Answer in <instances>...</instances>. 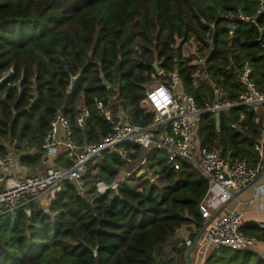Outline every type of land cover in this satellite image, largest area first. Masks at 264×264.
<instances>
[{"label":"trees","instance_id":"16d2710c","mask_svg":"<svg viewBox=\"0 0 264 264\" xmlns=\"http://www.w3.org/2000/svg\"><path fill=\"white\" fill-rule=\"evenodd\" d=\"M257 7V0H0V154L9 144L31 168L51 161L39 151L57 113L70 120L75 142L98 143L112 128L94 97L123 107L130 122L145 125L150 117L140 103L147 85L155 78L167 82L176 70L202 110L200 143L230 163L245 160L264 168V141L262 155L255 149L263 134L264 102L255 110H221L218 128L214 112L204 110L215 101L217 87L222 100L238 99L245 89L239 80L244 61L264 94V11L257 14ZM260 29L262 44L256 42ZM187 42L196 45L203 63L182 54ZM101 74L107 86H101ZM80 102L90 110L81 127L74 124ZM120 147L133 161L103 151L86 166L84 195L64 181L46 204L37 199L0 211V264H173L165 248L171 237L191 223L194 238L206 222L198 205L208 179L187 160L178 159L175 168L164 150L144 152L129 142ZM29 149L37 152L25 154ZM143 156L146 170L156 174L153 181L131 176L115 190L97 192V181L110 183ZM54 163L69 166L70 160L60 154ZM243 234L264 241L258 226ZM172 248L183 255L184 248ZM204 264H264V257L220 247Z\"/></svg>","mask_w":264,"mask_h":264},{"label":"built area","instance_id":"2783aa9c","mask_svg":"<svg viewBox=\"0 0 264 264\" xmlns=\"http://www.w3.org/2000/svg\"><path fill=\"white\" fill-rule=\"evenodd\" d=\"M256 13L264 11V0H257ZM238 17L246 22H254V17L239 14ZM203 63V59L198 60ZM195 61L192 63H197ZM252 67L244 61L239 70V80L245 89L238 99H221L222 87L215 89V101L206 105V111H221L238 105H257L264 102V94L260 93L250 79ZM160 73V72H159ZM197 75V74H196ZM167 82H158L144 91L140 107L150 121L143 125L132 123L127 112L119 106L114 109L98 97L93 98L94 106L100 115L111 125V132L103 136L98 143H77L73 140V128L70 120L57 113L50 122V130L41 144L42 157L53 158L43 167L24 165L21 155L14 151V146L6 144L8 152L0 154V211H13L19 207H27L31 201L42 197L52 199L60 190L61 183L68 181L74 186L79 195H84L83 177L87 164L98 157L103 151H116L120 157L132 162V157L120 147L124 143H133L144 152L152 149L164 150L169 163L178 168L177 160L191 162L208 179L205 196L198 205L201 216L210 223L196 238L185 239V246L193 245L194 252L205 259L212 250L226 247L235 250H256L257 238L244 235L242 228L245 218L241 212L229 211L223 215L216 214L219 207L231 198L238 189L251 183L263 169L261 163L256 167L250 166L245 160L230 163L224 159L216 148H208L200 143L199 125L201 109L194 98L184 90L181 80L174 70L167 74ZM90 115L89 108L81 102L77 106L74 119L76 126H83ZM231 126L236 127L234 123ZM238 127V126H237ZM264 128V122H263ZM264 133L256 144L255 149L262 155ZM36 149H29L25 154H34ZM63 154L70 160L69 166L54 163V159ZM146 166V156L135 162L130 171L118 174L110 183L103 180L96 182V190L103 194L108 189H117L118 184L131 177V173L139 174ZM142 179L153 181L155 172L146 170ZM260 193L264 195V183ZM28 209H26L27 211ZM212 221L214 224L210 225ZM258 228L264 230V221L258 223ZM194 233L196 229H192ZM203 255V256H202ZM187 259L185 258V263ZM190 264H196L190 261Z\"/></svg>","mask_w":264,"mask_h":264},{"label":"crops","instance_id":"0c3cea01","mask_svg":"<svg viewBox=\"0 0 264 264\" xmlns=\"http://www.w3.org/2000/svg\"><path fill=\"white\" fill-rule=\"evenodd\" d=\"M263 183L264 168L251 183L235 191L231 198L219 207V209L216 211V214L223 215L229 211L243 213L245 224L243 226L242 232L250 233L251 228L257 226L259 222L264 221V195L260 193V189ZM188 237H191V235L184 232V225L176 231L172 244L174 243L177 249L179 247L184 248V252L183 255L177 254V252H173L176 256L173 259V264H180L181 261L185 263L186 252L190 248L185 246V239ZM255 251H257L264 257V241L257 240ZM198 260L199 256L194 252L193 248L190 253V261L196 264H204L205 259H202L201 262H198Z\"/></svg>","mask_w":264,"mask_h":264},{"label":"rangeland","instance_id":"374dc122","mask_svg":"<svg viewBox=\"0 0 264 264\" xmlns=\"http://www.w3.org/2000/svg\"><path fill=\"white\" fill-rule=\"evenodd\" d=\"M182 54L184 55V56H187V57H189L193 62H195V61H198L199 60V53L197 52V49H196V45L193 43V42H187V43H185V44H183V46H182ZM161 80H160V78H155L150 84H148L147 85V87H149V86H151V85H154V84H157L158 82H160ZM81 103V102H80ZM79 103V104H80ZM78 104V105H79ZM44 166H45V164L44 165H39V167H43L44 168ZM135 167V165H133V167H131V169H127V170H123V171H121V172H124V171H130V170H132L133 168ZM131 176H133L134 178H136V179H138L139 177H142V176H146V172H145V169H142V171L139 173V174H135V172H133V173H131L130 174ZM140 179V178H139ZM141 180V179H140ZM139 181V180H138ZM40 202L42 203V204H46L47 203V198H44V197H42V198H40ZM215 223V221H212L211 222V224L210 225H212V224H214ZM195 229V226L193 225V224H191V223H189V224H185L184 225V232L185 233H187V234H190L191 235V237L193 236V233H194V231H191V229ZM173 240H174V235H173V237H171V239L168 241V243H167V245L165 246V248H167V251H169V255L170 256H174V257H176L175 256V254L173 253V248H171V246H172V242H173ZM203 256V255H202ZM202 259H203V257H201V256H199V260H198V262H201L202 261ZM199 264V263H198Z\"/></svg>","mask_w":264,"mask_h":264},{"label":"water","instance_id":"95a60500","mask_svg":"<svg viewBox=\"0 0 264 264\" xmlns=\"http://www.w3.org/2000/svg\"><path fill=\"white\" fill-rule=\"evenodd\" d=\"M256 42L261 43V44L263 43V29H260V36H259V38L256 40ZM211 44H212V42H211ZM153 66H154V68H155V71H156V72H159V68H158V66H157V62H156V61L154 62ZM80 72H81V71H79V73H78L76 76H73V77L71 78L70 89H73L74 84H75V81H76L77 78L79 77ZM100 77H101V79H102L101 86H103V85L107 86L108 83H107V81L104 79V77H103L102 74L100 75ZM249 107H250L251 109H254V106H253V105H250ZM219 113H220L219 111L214 112V116H215V119H216V127H217V128H218V126H219V122H218ZM27 212H29V210H27ZM210 221H211V219L207 220V221L204 223V226H203V227L199 230V232L197 233L196 238H197V237L200 235V233L206 228V226L210 223ZM192 249H193V245L190 246V248H189V249L187 250V252H186V258H187V263H188V264H190V253H191Z\"/></svg>","mask_w":264,"mask_h":264}]
</instances>
